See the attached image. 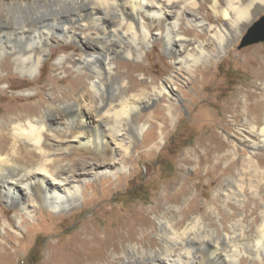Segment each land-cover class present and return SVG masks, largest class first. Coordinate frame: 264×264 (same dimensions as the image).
Masks as SVG:
<instances>
[{
    "label": "bare ground",
    "instance_id": "bare-ground-1",
    "mask_svg": "<svg viewBox=\"0 0 264 264\" xmlns=\"http://www.w3.org/2000/svg\"><path fill=\"white\" fill-rule=\"evenodd\" d=\"M205 5L217 22L210 13L201 12ZM262 10L264 0H0V57L4 56L0 68L14 66L21 74L32 76L41 69L44 56L55 52L49 45L56 35L65 45L72 41L80 48L76 58L61 55L56 65L64 69L67 63L87 73V84L82 82L67 93L71 99L63 103L61 111L47 107L34 113L36 106H29L15 116L8 115L0 123V199L16 207L22 216L46 207L65 210L83 199L86 182L122 175L127 168V156L142 131L143 124L135 118L148 100L141 95L147 94L150 99L166 90L175 99L179 96L174 84L149 94L142 82L130 84L129 80L118 79L117 67L112 61L114 55L138 59L143 47L155 41L178 65L192 67L209 56L217 57ZM153 26L155 33L151 31ZM184 27L196 30V37L188 38ZM241 59L242 55L236 60ZM255 59L245 56L243 61ZM258 74L264 78L262 70ZM136 85H142L140 91L131 93ZM261 88L260 93H264V86ZM257 95L250 90L243 97V122L238 123L237 116L233 115L239 137L224 141L212 135V139L200 140L202 152L196 160V171L202 164L215 161L212 171L217 173L225 155L218 154L223 147L229 148L227 156H235L240 151L241 167L221 185L220 191L226 199L234 197L243 208L250 198H246L247 191L252 198L260 200L261 205L256 203L251 211L255 212L257 206L261 208V222L252 240L247 234L250 224L246 221L250 219L255 224L257 219L248 214L233 222L240 228L238 231L233 226L232 231L222 228L220 234L215 227L207 229L205 236L197 237L191 236L190 231L199 228V217L182 227L184 217L175 221L163 211L157 216V223L135 216L104 233L87 222L67 242H52L45 264H108L103 261L105 256L124 257L126 261L122 264H152L147 262L165 256V260L158 259L155 263L179 264L169 256H193L194 251L202 256V264H240V245L256 241L255 246L264 250V152H256L260 147L264 149V98L251 100ZM56 97L53 94L49 101L53 102ZM234 102L233 106V101L228 104L233 111L240 101ZM7 127L14 142L12 151L7 148L9 137L1 133ZM227 168L229 165L223 171ZM164 198L178 201L177 194H164ZM95 199L93 190L89 200ZM171 207L180 211L176 205ZM152 209L159 210V207L154 205ZM141 210L138 207L135 213ZM8 225H11L9 221ZM158 225L164 243L160 253L142 245L149 230H157ZM4 238L10 242L13 236L6 233ZM10 248L0 242V264H10L18 255L16 248ZM191 263L189 258L180 264Z\"/></svg>",
    "mask_w": 264,
    "mask_h": 264
},
{
    "label": "rangeland",
    "instance_id": "rangeland-1",
    "mask_svg": "<svg viewBox=\"0 0 264 264\" xmlns=\"http://www.w3.org/2000/svg\"><path fill=\"white\" fill-rule=\"evenodd\" d=\"M201 12L204 15L210 13L213 21L217 22L207 5ZM258 23L264 24V10L238 38L228 42L226 49L217 57L209 56L192 67L178 65L155 41L143 47V53L138 59L123 54L114 55L112 61L117 67L118 79L129 80L130 84L134 81L142 82L149 94L158 91L159 87L174 84L179 97L175 99L166 90L150 99L147 94L141 95L148 101L137 112L138 115L136 114L135 119L143 125L132 153L127 156V168L122 175H110L91 181L90 184L86 182L84 197L75 206L65 210L46 207L30 216H22V212L16 207L0 199V208L3 209V216L0 218V242L11 246L10 249L18 250V255L14 256L10 264H45L51 243L56 240L67 242L87 222L104 233L105 230L119 227V223L135 216L149 218L157 223V216L163 211L175 221L184 217L182 227L192 223L194 217H199V228L190 231L191 236L197 237L205 236L207 229L215 227L220 234L222 228L232 231L233 222L248 214V217L257 219L255 224L250 219L246 221L250 224L247 234L252 240L261 222V208L257 206L255 212L251 211L256 203H261L260 200L252 198L247 191L246 198H250L246 208H243L235 202L234 197L226 199L224 192L220 191L221 185L230 180V176L237 172L236 168L241 167L238 158L240 151L235 156H227L229 148L223 147L218 154L223 153L226 156L222 155L224 157L217 173L212 171L215 161L202 164L200 170L196 171V160L202 152L200 140L212 139V135L219 136L224 141L239 137L233 115L237 116L238 123L243 122L245 115L241 101L247 91L253 90L259 94L251 100L262 101L264 98V93H260L264 78H260L258 74L261 70L264 72V40L241 45ZM185 28L187 27H184V33H187L188 38L196 37V30ZM151 31L155 33L156 27L153 26ZM49 48L55 52L44 56L41 69L32 76L21 74L14 66L9 69L0 68V123L5 122L8 115L15 116L29 106H36L34 113L47 107H56L61 111L63 103L71 99L67 93L82 82L87 84L86 71L79 72L67 63L64 69L56 65L61 55L70 54L76 58L80 54V48L75 42L69 41L65 45L55 35ZM239 52L243 54L242 59L237 62V57L241 56ZM245 56L256 59L244 63ZM3 58L4 56L0 57L1 62ZM141 87L142 85L134 86L131 93L139 92ZM53 94L57 97L51 102L49 98ZM28 95L30 96L26 97ZM237 99L240 101L239 107L233 111V107H228V104L233 101L232 106L235 105L234 101ZM2 129L1 133L9 137L7 148L12 151L14 142L10 128ZM215 142L219 141L216 139ZM256 152L263 153L264 149L260 147ZM232 160L235 161L230 164ZM227 165L229 168L223 171ZM249 175L252 176L253 173ZM254 177H258L257 174ZM93 190L96 199L90 201ZM164 194H177L178 201H167ZM154 205H158L160 211L152 209ZM172 205L178 206L180 211H175ZM138 207L142 210L135 213ZM8 221L11 225H8ZM234 227L236 231L240 229ZM6 233L13 236L10 242L4 238ZM161 233L159 225L157 230L150 229L148 237L142 242L144 248L160 253L164 245ZM150 241L154 243L150 244ZM255 242L240 245V264H264V250L258 249ZM257 252L261 255L255 256ZM192 255L169 257L180 263L190 258L191 264H202L203 258L199 253L194 251ZM164 258L165 256L155 260H165ZM155 260L147 263L156 264ZM103 261L108 264H122L126 259L105 256Z\"/></svg>",
    "mask_w": 264,
    "mask_h": 264
},
{
    "label": "water",
    "instance_id": "water-1",
    "mask_svg": "<svg viewBox=\"0 0 264 264\" xmlns=\"http://www.w3.org/2000/svg\"><path fill=\"white\" fill-rule=\"evenodd\" d=\"M264 40V24L258 23L243 40L241 45H247Z\"/></svg>",
    "mask_w": 264,
    "mask_h": 264
}]
</instances>
